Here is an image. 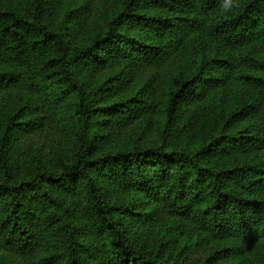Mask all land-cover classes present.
Here are the masks:
<instances>
[{
    "label": "trees",
    "instance_id": "obj_1",
    "mask_svg": "<svg viewBox=\"0 0 264 264\" xmlns=\"http://www.w3.org/2000/svg\"><path fill=\"white\" fill-rule=\"evenodd\" d=\"M0 264H264V0H0Z\"/></svg>",
    "mask_w": 264,
    "mask_h": 264
},
{
    "label": "rangeland",
    "instance_id": "obj_2",
    "mask_svg": "<svg viewBox=\"0 0 264 264\" xmlns=\"http://www.w3.org/2000/svg\"><path fill=\"white\" fill-rule=\"evenodd\" d=\"M159 127L160 125L157 124L147 129H142L141 127H138L137 125L133 124L132 126L127 127L125 129L122 139L119 141V143L123 145L125 143L127 144L131 141L137 140L138 144L142 146L151 144L158 137ZM62 138L61 135L53 137L51 136L50 133H48L47 135H43V134L36 135L29 146L30 151L27 153V157L25 159L20 158L21 163L22 162L27 164L40 163L43 166H48L49 163L45 160V158L50 160V158L54 157L53 146L55 145L56 142H58ZM42 153L43 155H46L48 157L44 156L42 158ZM157 245H158V241L155 239H153L152 242L150 243V246L152 248L157 247Z\"/></svg>",
    "mask_w": 264,
    "mask_h": 264
}]
</instances>
